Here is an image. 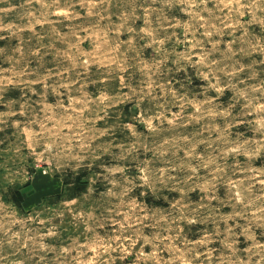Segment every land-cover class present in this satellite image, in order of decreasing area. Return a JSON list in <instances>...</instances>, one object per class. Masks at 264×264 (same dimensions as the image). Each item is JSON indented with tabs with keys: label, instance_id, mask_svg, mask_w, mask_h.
Masks as SVG:
<instances>
[{
	"label": "rangeland",
	"instance_id": "374dc122",
	"mask_svg": "<svg viewBox=\"0 0 264 264\" xmlns=\"http://www.w3.org/2000/svg\"><path fill=\"white\" fill-rule=\"evenodd\" d=\"M0 264H264V0H0Z\"/></svg>",
	"mask_w": 264,
	"mask_h": 264
},
{
	"label": "trees",
	"instance_id": "16d2710c",
	"mask_svg": "<svg viewBox=\"0 0 264 264\" xmlns=\"http://www.w3.org/2000/svg\"><path fill=\"white\" fill-rule=\"evenodd\" d=\"M19 197H20V195L18 194L17 198H19Z\"/></svg>",
	"mask_w": 264,
	"mask_h": 264
}]
</instances>
